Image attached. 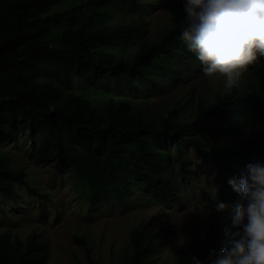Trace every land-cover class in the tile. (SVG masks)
I'll return each instance as SVG.
<instances>
[{"label": "trees", "instance_id": "1", "mask_svg": "<svg viewBox=\"0 0 264 264\" xmlns=\"http://www.w3.org/2000/svg\"><path fill=\"white\" fill-rule=\"evenodd\" d=\"M128 1L134 0H89L92 13L81 22L76 14L58 18L61 14L50 12L62 0H0V143H17L18 128L26 132L29 156L68 170L87 214L123 209L140 197L164 205L178 202V191L188 183V148L218 165L220 202L242 200L227 181L239 177L248 163L264 162V125L254 129L264 124V58L244 72L252 83L217 93L212 102L198 98L189 120H179L175 107L152 119L131 93L145 84L154 89L163 79L174 84L183 64L197 59L180 40L183 20L157 40H144L128 59L107 51L140 27H94L93 18L111 3ZM56 26L58 44L52 46L42 38ZM207 136L239 140L208 149ZM17 185L37 196L25 172L0 155V198L15 200ZM226 228V220L211 223L199 250L176 253V264H191L192 256L209 264L210 250L219 254L230 243L214 241ZM74 239L86 258L79 264H107L93 256L85 237ZM47 248L34 233L22 239L5 231L0 264H46ZM159 248V235L150 225L135 226L117 264H156Z\"/></svg>", "mask_w": 264, "mask_h": 264}, {"label": "rangeland", "instance_id": "2", "mask_svg": "<svg viewBox=\"0 0 264 264\" xmlns=\"http://www.w3.org/2000/svg\"><path fill=\"white\" fill-rule=\"evenodd\" d=\"M92 7L89 0H62L50 12L61 14L58 18L76 14L82 22L92 13ZM98 13L100 16H94L91 26L139 25L140 30L131 37L106 47L107 51L124 59L132 57L144 40H157L174 21L183 20L184 16L181 0L115 2L99 9ZM59 33L57 26L52 27L42 39L55 46ZM183 65L185 70L174 84H165L163 79L154 89L145 84L134 94L131 93L135 105L148 117L160 118L175 107L180 112L179 120H189L195 112L198 98L212 102L217 93L229 90L223 86V77H205L198 60L191 65ZM252 82V77L243 73L238 85ZM15 137L17 143L10 140L0 143V155L7 157L15 168L22 169L28 184L38 192L37 196H33L17 185L15 200L0 198V235L9 231L23 239L31 233L36 234L48 245L46 264L85 263L84 248L75 241V236L89 241L96 259L117 264L129 242L131 229L144 224L150 225L159 235L160 248L155 252V263L176 264V253L192 255L199 250L211 223L220 225L226 220L231 224L230 209L237 202L228 204V209L222 213L214 211L215 204L220 202L216 192L221 179L218 165L201 158L190 148L186 151L189 158L188 183L178 191V202L164 205L160 200L140 197L123 209L113 207L111 212L104 209L97 215L96 212L86 213L68 170L56 166L53 161L31 158L26 132L20 128ZM205 140L208 149H211L220 144L236 143L239 139L207 136ZM180 178L181 175L178 176ZM224 238L227 237L216 235L214 241L222 245L229 241Z\"/></svg>", "mask_w": 264, "mask_h": 264}, {"label": "clouds", "instance_id": "3", "mask_svg": "<svg viewBox=\"0 0 264 264\" xmlns=\"http://www.w3.org/2000/svg\"><path fill=\"white\" fill-rule=\"evenodd\" d=\"M181 7L180 40L205 77H223L224 88L232 89L249 65L264 58V0H181ZM227 183L243 202L230 209L228 247L219 254L210 250L209 264H264V162L248 163ZM226 209L227 204L217 202L214 211ZM191 264L203 262L192 256Z\"/></svg>", "mask_w": 264, "mask_h": 264}]
</instances>
